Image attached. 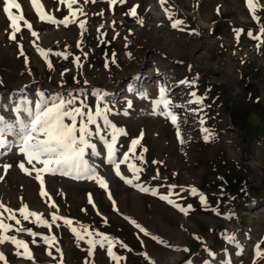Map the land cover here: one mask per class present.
Segmentation results:
<instances>
[{"label": "rangeland", "instance_id": "1", "mask_svg": "<svg viewBox=\"0 0 264 264\" xmlns=\"http://www.w3.org/2000/svg\"><path fill=\"white\" fill-rule=\"evenodd\" d=\"M17 2L21 8L10 11L31 23L38 36L18 20L21 31L10 39L0 0V115L11 120L16 103L35 101L40 92L74 98L84 111L107 106L108 120L127 133L117 139V161L143 133L135 153L121 164L122 173L133 178L128 164L143 171L139 180L125 183L107 162L106 146L93 137L101 154L88 150L85 159L108 189L94 179L46 172L47 195H41L36 172L28 175L18 167L24 162L32 168L18 148L0 149V203L13 210L0 209V220L11 225L0 235L24 240L34 257L26 259L22 248L6 240L0 252L7 264H117L107 244H97L90 255L88 240L101 239L97 233L114 241L113 253L123 257L119 264H264V257H256L258 245L264 251V0H258L259 22L246 0H166L163 6L160 0H78L73 10L83 13L67 27L41 21L30 0ZM40 3L57 20L72 18L60 0ZM133 6L135 17L126 14ZM176 19L183 23L173 28ZM38 49L45 50L47 61ZM161 88L171 101L167 110L154 103ZM165 111L176 115L179 137L177 125L161 114ZM97 123L110 140L112 130L101 118ZM89 128L94 131L95 125ZM4 165L11 167L5 171ZM24 205L50 227L35 217L25 220L19 212ZM53 213L93 235L77 239L63 219L52 221ZM13 214L16 219H9Z\"/></svg>", "mask_w": 264, "mask_h": 264}, {"label": "snow or ice", "instance_id": "2", "mask_svg": "<svg viewBox=\"0 0 264 264\" xmlns=\"http://www.w3.org/2000/svg\"><path fill=\"white\" fill-rule=\"evenodd\" d=\"M32 6L36 9V13L39 16L41 21H46L52 24H62L67 27L70 23H75V17L77 12L83 13V9H75L73 10V5L77 4L78 0H60L61 3H66L67 8L69 9V16H65L63 19L57 20L55 17L48 15L43 11V5L40 3V0H30ZM85 2H89V0H85ZM95 2V0H92ZM110 4H114L117 0H108ZM125 0H119V3H124ZM161 6L166 3V0H160ZM246 6L250 10L253 19L259 22V17L256 16L257 8L259 7L258 0H246ZM136 7L133 6L130 9L127 15H131L135 17L137 15ZM21 5L17 2V0H3V12L6 14L7 19L10 21V39L16 40V34L21 31V27L18 24V20H23L26 27L31 31L33 36H38L35 31H32V25L24 17L14 16L10 11L11 9H20ZM169 19L172 20V16L169 15ZM139 23H143V21H138ZM183 21L176 19L172 22L173 28H178ZM79 27L84 30L85 29V21L79 22ZM237 36H239L242 30H235ZM250 37H253V33L249 31L247 33ZM260 34L264 35V27L260 28ZM254 39L259 40L260 36L253 37ZM40 55L47 61V54L45 50L38 49ZM21 55H23V50L21 46ZM57 55H61V53H57ZM67 58V56H65ZM77 61L79 57L76 58ZM48 67L51 68V62H48ZM182 83H187L183 81ZM194 96L195 93H192ZM102 99V97H101ZM200 101L197 100V103ZM156 107L163 105L164 109H169L171 105V101L166 98V89H160V98L159 100L154 102ZM131 105H129L130 107ZM84 106L76 107L74 98H64L60 94H56L55 96H46L43 92L38 93V97L35 101L30 100L28 98H22L18 103L15 104L14 107L10 109L13 113V118L11 120L6 119L3 115H0V149L8 148L11 149L13 147L18 148L19 154H21L27 161L29 165H32V168L29 169L25 166L24 162H20L18 167L21 171L25 172L28 175L32 174V171L36 172V180L40 182L41 185V195H47L44 191V173H52L55 174L59 172L62 175H74V178L80 179H94L102 189H108L107 180L98 174L96 168L91 166L88 160L85 159L88 150H91L92 155H100L101 153L97 151V144L92 142L93 137H98L100 141L107 148V162L110 165L114 166L115 175L120 177L127 184H132L133 179L139 180V173L143 171L142 168L137 167L133 164H128V170L133 173V178H127L121 171V164H124L129 159V152L135 153V149L137 145L140 143V139L143 137V133H141L140 138L133 139L131 141V147L129 148V152L123 154V159L117 161L116 159V143L117 139L120 135H127V133L120 128H117L114 124H112L106 115L110 109L105 106L101 108L97 106L95 111H84ZM155 114V110H154ZM171 119L173 125H177V117L171 111H165L161 113ZM79 118V120H78ZM97 118H101L104 121V127L110 128L112 131L110 133V140L106 138L104 135H101L103 128L100 124L97 123ZM66 120L70 121V123L66 122ZM89 125H95V130H91ZM178 129V125H177ZM207 132V129H204ZM11 136L13 139L9 140L7 137ZM177 136H180L179 129L177 130ZM208 137L206 136L205 139ZM183 143V140H181ZM147 151V149H144ZM138 159L143 160V156H139ZM36 161L37 163L43 165L41 168H36L33 163ZM153 163H156L155 161ZM11 165H4L5 171L10 168ZM174 187V186H173ZM142 191H149L147 188H142ZM195 189H192V192L195 193ZM155 195L156 193L153 192ZM109 198L111 199V194L109 193ZM161 199L167 200L169 204H172L173 201L169 199L167 196H161ZM201 202H204V197H200ZM89 203H92L91 196L89 197ZM115 203V202H113ZM52 207H56L55 204ZM191 206H189L190 208ZM0 209H3L4 212L12 213L13 210L11 208L6 207L2 203H0ZM181 212L186 213V209L180 208ZM21 215H23L24 219L27 220L29 217H35L36 221L43 226L50 227L49 222L43 219L42 215L37 212H32L28 210V206L24 205L19 209ZM9 219H16L15 215H10ZM63 219L64 224L71 227V231L76 235L77 239H84V234H87L91 237L93 234L88 231L86 227H83L82 234L77 228L72 227L73 221L60 217L53 213L52 221ZM17 224L20 223L19 220L16 221ZM133 224L136 225L137 228H140L141 232H144L145 235H148L146 230L140 227L139 224H136L135 221H132ZM11 228V225L4 223L0 220V231L7 232ZM18 231H25L26 229L20 228ZM30 235L36 236V233L30 232ZM101 237L99 240L89 239L88 243L90 245V255L92 249L96 247L98 244L101 248L107 244V254L108 256L119 264V261L123 259V257H118L113 253V245L114 241L111 240L108 236L97 233ZM154 240H158L157 237H152ZM46 242H51L53 238L44 237ZM6 240L11 241L18 249H23V255L26 259L32 260L34 259L32 251L30 250L27 243L24 240L17 239L12 236H3L0 235V244H3ZM162 243V241H159ZM32 243H36L35 240ZM123 247H127L126 245H121ZM187 251V249H185ZM51 255V252L48 253ZM17 255H21L20 252H17ZM256 257L262 258L264 257V251H261L259 245L256 249ZM0 261H7L2 252H0ZM190 264V262H189ZM255 264V261H254Z\"/></svg>", "mask_w": 264, "mask_h": 264}, {"label": "bare ground", "instance_id": "3", "mask_svg": "<svg viewBox=\"0 0 264 264\" xmlns=\"http://www.w3.org/2000/svg\"><path fill=\"white\" fill-rule=\"evenodd\" d=\"M158 5H159V4H158ZM154 8H156V4H155V7H154ZM154 8H153V9H154ZM157 9H158V8H157ZM199 14H200V13H199ZM200 16H201V15H200ZM203 18H204V17H203ZM204 20H205V19H204ZM202 21H203V20H202ZM206 21H207V19H206ZM209 22H210V21H208V23H209ZM208 23H207V24H208ZM210 23H211V22H210ZM202 24L204 25V23H202ZM206 26H208V25H206ZM175 66H176V65H175ZM175 66H174V67H175ZM155 208H156V207H155Z\"/></svg>", "mask_w": 264, "mask_h": 264}]
</instances>
